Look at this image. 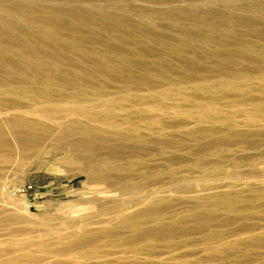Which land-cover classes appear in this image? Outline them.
<instances>
[{"label":"rangeland","instance_id":"obj_1","mask_svg":"<svg viewBox=\"0 0 264 264\" xmlns=\"http://www.w3.org/2000/svg\"><path fill=\"white\" fill-rule=\"evenodd\" d=\"M0 9V264H264V0ZM208 12L253 25L193 17ZM75 13L134 29L86 42L54 25Z\"/></svg>","mask_w":264,"mask_h":264},{"label":"bare ground","instance_id":"obj_2","mask_svg":"<svg viewBox=\"0 0 264 264\" xmlns=\"http://www.w3.org/2000/svg\"><path fill=\"white\" fill-rule=\"evenodd\" d=\"M70 3V2H69ZM117 4V3H116ZM38 6V5H37ZM22 7V9H31L32 10V8H29L28 6H18L17 8H21ZM10 9V8H9ZM54 9V8H53ZM1 10V9H0ZM230 10V9H229ZM9 11H11V10H9ZM8 11V12H9ZM63 11V10H62ZM7 12V14L8 15H10L9 13ZM49 13H48V16H49V18H52V17H50V15L51 14H55L54 13V10H51V9H49V11H48ZM229 12V11H228ZM1 13H6V12H1ZM11 13H12V16L10 15L9 17L11 18V17H15V15H13V13L14 12H12L11 11ZM24 13V12H23ZM6 14V15H7ZM65 14V13H64ZM64 14L62 15V16H59V17H53V19H54V25H57L58 26V28L59 27H62V28H64V30H65V28L66 29H68V28H73L74 30L75 29H85L84 31L85 32H89L90 31V33H87L86 35H84L83 37H82V39L85 41V40H87L86 42H101L102 41V38L100 39V35L101 36H103V31H108V32H112L111 30H109V29H112V30H114V29H121V28H123L124 27V29L123 30H125L127 27L125 26V24H127V25H129V26H131L129 23H127V22H125V18L124 19H118V20H114V19H112L111 21H108V22H106V20H102L101 18L99 19V18H97V17H94V16H92L93 17V19L91 20V21H89L87 18H85L86 16L84 15V14H81V13H75V14H77L78 16H79V18L77 19V21L76 22H70V21H68L67 19H64ZM1 15V14H0ZM2 15H5V14H2ZM21 15H23V14H21ZM29 15V14H28ZM47 15V14H46ZM217 15V16H216ZM26 16V15H25ZM45 16V15H44ZM43 15L41 16L42 18L44 17ZM52 16V15H51ZM56 16V15H55ZM216 16V17H215ZM1 17H3V16H1ZM0 17V18H1ZM5 17V16H4ZM8 17V16H7ZM8 17V18H9ZM27 17V16H26ZM29 17V16H28ZM28 17H27V19H28ZM40 17V18H41ZM160 17V16H159ZM194 18H196L197 20H199V21H202L203 23L205 22V23H207L208 24V26L209 27H207V28H210V26H212L213 28H216V29H218V28H221V27H226V26H238L239 24H245V25H248V26H252L253 25V22L252 21H249V20H247V19H243V18H240V17H236V16H234V13L232 14V15H226V14H221V13H216V14H213L212 12H208V13H201V14H198V15H194L193 16ZM24 18V17H23ZM30 18V17H29ZM40 18L38 19V20H40ZM41 18V19H42ZM121 18H123V17H121ZM239 18V19H238ZM3 19V18H2ZM16 19V18H15ZM44 20H46L45 18H43ZM52 19V20H53ZM130 19V18H129ZM4 20H6L5 22H7L8 20L7 19H4ZM13 20V19H12ZM18 20V19H17ZM24 20V19H23ZM48 20V22H52L53 23V21H49V19H47ZM46 20V21H47ZM128 20V19H127ZM131 20V19H130ZM2 21V20H1ZM14 21V20H13ZM16 21V20H15ZM15 21H14V23H15ZM20 21V20H19ZM19 21H17V22H19ZM29 21H31L30 19H29ZM35 21H37V20H34V23H35ZM21 22V21H20ZM19 22V23H20ZM25 22H28L27 20H25ZM31 22H33V21H31ZM30 22V23H31ZM1 23H3V21L1 22ZM9 23V22H8ZM8 23H7V25H8ZM12 23V22H11ZM13 23V24H14ZM18 23V25H20ZM52 23H50L51 24V26H50V28L53 26V27H55L54 25H52ZM89 23H92V25H93V27L92 26H90L91 24H89ZM202 23V24H203ZM204 23V24H205ZM257 23H258V21H257ZM5 23H3L2 25H4ZM10 24V23H9ZM13 24H11V25H13ZM21 24H22V22H21ZM41 24V23H40ZM47 24V23H46ZM49 24V25H50ZM203 24V25H204ZM206 24V25H207ZM1 25V26H2ZM15 25V24H14ZM13 25V26H14ZM18 25H17V27H18ZM29 26L30 25H32V24H28ZM34 26H35V24H33ZM205 25V26H206ZM12 26V27H13ZM16 26V25H15ZM14 26V27H15ZM21 26H24V27H27L25 24H23V25H20V27ZM14 27H13V31L15 30L14 29ZM31 27V26H30ZM43 27L45 28V27H47L46 25L44 26V24H43ZM92 28V29H94V30H88L87 28ZM126 27V28H125ZM132 28H130V29H134L133 28V26H131ZM7 28V27H6ZM19 28V27H18ZM23 28V27H22ZM28 28V27H27ZM44 28H40V29H44ZM34 29V28H33ZM46 29H49V27L48 28H46ZM55 29H57V27H55ZM59 29H61V28H59ZM97 29V30H96ZM212 29V28H211ZM23 30H24V28H23ZM54 30V29H53ZM52 30V28H51V30L49 29V31H53ZM69 30H71V29H69ZM126 30H128L129 31V28H127ZM139 31H140V28L138 29ZM137 30V31H138ZM142 30V29H141ZM10 31H12L11 29H10ZM48 31V32H49ZM55 31V30H54ZM53 31V32H54ZM58 31V30H57ZM60 31V33H61V31H62V29L61 30H59ZM78 31H80V30H78ZM101 31V32H100ZM127 31V32H128ZM135 31V30H134ZM139 31H138V33H139ZM37 32H39V31H37ZM119 32V31H118ZM118 32H116V33H118ZM126 32V33H127ZM136 32V31H135ZM142 32H143V30H142ZM15 33V32H14ZM52 33V32H51ZM60 33H59V35H60ZM83 33V32H82ZM121 33V32H120ZM120 33H118V34H120ZM141 33V32H140ZM139 33V34H140ZM16 34V33H15ZM19 34V33H18ZM24 34V33H23ZM22 34V35H23ZM83 34H85V33H83ZM123 34V33H122ZM133 34H135V33H133ZM132 33L131 34H129V35H127V36H125V37H123L122 38V40H124L125 42H122V43H126V42H134V43H136L137 45H138V42L139 41H141V39L139 40L137 37H139V36H137L136 34L135 35H133ZM142 35H143V33H141ZM191 34V33H190ZM25 36H27L26 34H24ZM34 38H37L36 36H37V33L35 34L34 33ZM39 35V34H38ZM53 35V34H52ZM56 35V34H55ZM55 35H54V37H55ZM58 35V36H59ZM108 35V34H107ZM109 35H111V36H113V34L111 33V34H109ZM25 36H23V39H24V37ZM41 37H43L44 35L42 34V35H40ZM61 36V35H60ZM63 36V35H62ZM106 36V35H105ZM119 36V35H118ZM137 36V37H136ZM12 37V36H11ZM28 37V36H27ZM26 37V38H27ZM33 37V36H32ZM56 37H57V35H56ZM115 37V36H114ZM143 37V36H142ZM148 37H150V36H148ZM9 38H10V36H9ZM19 38H21V37H19ZM26 38H25V40H26ZM31 38V37H30ZM33 38V39H34ZM38 38H40V37H38ZM52 38H53V36H52ZM51 38V39H52ZM59 38H61V37H57V38H54L55 40H57L58 39V41L60 40ZM63 38V37H62ZM77 38H79L78 36H77ZM106 38V37H105ZM140 38H141V36H140ZM197 38H200L201 39V37H197ZM18 39V38H17ZM50 39V38H49ZM74 39V38H73ZM144 39V38H143ZM21 40V39H20ZM27 40H29V38L27 39ZM26 40V42H28ZM37 40V39H36ZM35 40V41H36ZM62 40V39H61ZM61 40H60V42H61ZM69 40V39H68ZM79 40V39H78ZM77 40V41H78ZM81 40V39H80ZM78 41V42H81V41ZM7 41H9V40H7ZM40 41V40H39ZM49 41V40H48ZM186 41V40H185ZM50 42V41H49ZM48 42V43H49ZM55 42V41H54ZM53 42V43H54ZM107 42V41H106ZM105 42V43H106ZM148 42H149V40H148ZM151 42V41H150ZM184 42V41H183ZM182 41L181 42H179L178 44H182L181 46H183V45H185L184 43H183ZM15 43V42H14ZM17 43V42H16ZM33 43V42H32ZM32 43H30V41H29V43L28 44H30V48H31V44ZM36 43H37V41H36ZM36 43H33V44H36ZM52 42L50 43L51 45L53 44ZM55 43H59V42H55ZM64 42H62V44H63ZM144 43H147V42H144ZM166 43H167V41H166ZM20 44V43H19ZM22 44V43H21ZM68 44V43H67ZM67 44H65V46L67 45ZM85 44V43H84ZM98 44V43H97ZM139 44H142V43H140L139 42ZM168 44V43H167ZM39 45V44H38ZM45 45V44H44ZM55 45H58V44H55ZM69 46L70 45H72L70 42H69V44H68ZM88 45V44H87ZM103 45V44H102ZM134 45V44H133ZM27 46V45H26ZM43 46V45H42ZM65 46H64V48H65ZM73 46V45H72ZM94 46H95V44H94ZM29 47V46H28ZM38 47V46H37ZM51 47V46H50ZM74 47V46H73ZM83 47H85V46H83ZM92 47V46H91ZM40 48H42V47H40ZM39 48V49H40ZM52 48V47H51ZM43 49V48H42ZM58 49V48H57ZM67 49H70V48H67ZM28 50V49H27ZM43 50H45V49H43ZM88 50H90V49H88ZM30 51H31V49H30ZM54 51V50H53ZM32 52V51H31ZM34 52V51H33ZM54 52H57V50L56 51H54ZM116 52V51H115ZM119 52H124V51H119ZM139 52V51H138ZM76 53V52H75ZM34 54H35V52H34ZM43 54V53H42ZM58 54V53H57ZM61 54V53H60ZM79 54V53H78ZM143 54H145V53H143ZM142 54V55H143ZM150 54V53H149ZM81 55V54H80ZM147 55V54H146ZM0 56L2 57V55L0 54ZM116 56V55H115ZM121 56V55H120ZM120 56H118V57H120ZM123 56H125V55H123ZM127 56V58H129L128 57V55H126ZM143 56H145V55H143ZM117 57V56H116ZM3 58V57H2ZM45 58V60L47 59V57H44ZM90 58V60H93V62L95 61L94 59H92V57H89ZM126 58V57H125ZM6 59V58H5ZM4 59V60H5ZM61 59H62V57H61ZM60 59V60H61ZM84 59V58H83ZM89 60L88 58H85V60ZM118 59V58H117ZM121 59V58H120ZM119 59V60H120ZM0 60H2L1 58H0ZM9 61H10V58L8 59ZM67 60V59H66ZM86 60V61H87ZM47 61V60H46ZM63 61V60H62ZM65 61V60H64ZM72 61V60H71ZM84 61V60H83ZM85 61V62H86ZM123 61H127L126 59L125 60H122L121 62L124 64V62ZM2 62H4L5 63V61H3L2 60ZM15 61L13 60V62L12 63H14ZM87 62H90V61H87ZM93 62L91 61V63L93 64ZM97 62V61H96ZM96 62H94V64L96 63ZM120 62V61H119ZM120 62V63H121ZM52 63V62H51ZM63 63V62H62ZM66 63V62H65ZM73 63H74V61H73ZM84 63V62H83ZM90 63V64H91ZM126 63V62H125ZM53 64V63H52ZM108 63H106L105 65H107ZM128 64V63H127ZM139 64V63H138ZM65 64L63 63V66H64ZM81 65H82V63H81ZM84 65V64H83ZM86 65V64H85ZM84 65V66H85ZM54 66V65H53ZM90 66V65H89ZM92 66V65H91ZM108 66V65H107ZM125 66V65H124ZM141 66V65H140ZM46 67H48V65L46 66ZM46 67H44V68H46ZM49 67H51V65H49ZM61 67V66H60ZM87 67V66H86ZM94 67V66H93ZM99 67V66H98ZM97 67V68H98ZM111 67V66H110ZM43 69V67H40V69ZM55 68H57V67H55ZM59 68V67H58ZM62 68V67H61ZM95 68V67H94ZM94 68H92V69H94ZM1 70H2V68H0ZM36 70H38L39 69V66H38V69L37 68H35ZM49 69V68H48ZM64 69V68H63ZM87 69V72H88V67L86 68ZM92 69H90L89 68V70H92ZM105 69V67L103 68L102 67V70H104ZM106 69H107V67H106ZM109 69V68H108ZM119 69V68H118ZM47 70V69H46ZM52 70H55V69H52ZM58 70V69H57ZM56 70V71H57ZM100 67H99V72H100ZM110 71L111 70H114V69H109ZM40 71L41 70H39V73H40ZM55 71V72H56ZM85 71V70H84ZM96 71H98L97 69H96ZM107 71V70H106ZM124 71H126L125 69H124ZM49 72V71H48ZM48 72H46L47 74H48ZM51 72V71H50ZM53 73H55L54 71H52ZM51 72V73H52ZM66 73H67V71H65ZM82 72H83V70H82ZM86 72V71H85ZM84 72V73H85ZM86 72V73H87ZM115 72V71H114ZM117 72V71H116ZM38 73V74H39ZM46 73H44V74H46ZM59 73V72H58ZM71 73V72H70ZM101 73V72H100ZM120 73H122V72H120ZM36 74V73H35ZM47 74H46V76H47ZM71 74H73V73H71ZM93 74V73H92ZM96 74H97V72H96ZM96 74L94 75V76H96ZM103 74V73H102ZM122 74H124V73H122ZM126 74V73H125ZM37 75V74H36ZM41 75H43V73L41 74ZM53 75V74H52ZM52 75H50L51 77H52ZM56 75H57V72H56ZM100 75V74H99ZM128 75H130L129 73H128ZM127 75V76H128ZM45 76V77H46ZM59 76V75H58ZM62 76H64V75H62ZM66 76V75H65ZM116 76V75H115ZM56 77V76H55ZM67 77V76H66ZM69 77H71V75H69ZM69 77H67L68 79H69ZM105 77V76H104ZM124 77H126V76H124ZM63 78H65V77H63ZM98 78V77H97ZM128 78H130V77H128ZM49 79V78H48ZM54 79H56V78H54L53 77V79L52 80H54ZM58 79H60V78H58ZM120 79V78H119ZM52 80H51V82H52ZM61 80V79H60ZM70 80V79H69ZM71 80H73V79H71ZM106 80V79H105ZM43 81H44V79H43ZM46 81H48V80H46ZM50 82V81H49ZM48 82V83H49ZM55 82V81H54ZM44 83H46L45 81H44ZM88 83V82H87ZM115 83V82H114ZM53 87V86H52ZM49 90V89H48ZM52 90V89H51ZM43 95H44V93L43 92H41ZM46 94H48V93H45V96H48V95H46ZM54 95H55V93H53ZM60 95V94H59ZM53 96V95H52ZM51 97V96H50ZM100 125V124H99ZM72 130V129H71ZM83 131H84V129H83ZM24 132V131H23ZM34 132V131H33ZM71 132H73V131H71ZM35 134V133H34ZM42 136V135H41ZM84 136V135H83ZM114 136V135H113ZM19 138H23L24 137V134H22V132H20V134H19V136H18ZM109 137V136H108ZM3 138V137H2ZM32 138H34V137H32ZM38 138V137H37ZM41 138V137H40ZM40 138H38V139H40ZM59 138H61V137H58L57 139H59ZM65 138H66V136H65ZM65 138H64V141H65ZM79 138V137H78ZM85 138V137H84ZM31 139V138H30ZM56 139V140H57ZM29 140V139H28ZM37 140V139H36ZM77 140V139H76ZM80 140H82V139H79V142H81ZM102 140V139H101ZM31 141V140H30ZM57 141H59V140H57ZM85 141V140H84ZM102 141H104V140H102ZM23 142V141H22ZM33 142H35V141H33ZM68 142H70L69 140H68ZM74 142H75V140H74ZM77 143H79L78 141H76ZM82 142H83V140H82ZM86 142V141H85ZM88 142H89V140H88ZM37 143V142H36ZM91 143V142H90ZM92 143H94L93 142V140H92ZM32 144V143H31ZM79 144H82V143H79ZM86 144V143H85ZM63 145V144H62ZM65 146V145H64ZM77 146V145H76ZM87 145H85V147H86ZM90 146H92V145H90ZM62 147V146H61ZM88 147H89V145H88ZM62 149H63V147H62ZM65 149V148H64ZM89 149H91L90 147H89ZM88 149V150H89ZM96 149V148H95ZM95 149H91V150H95ZM78 150V149H77ZM86 151V150H85ZM90 152V151H89ZM94 153V152H93ZM95 154V153H94ZM89 155V154H88ZM88 155H86V156H88ZM80 156V155H79ZM93 156L91 155V157L90 158H92ZM79 158V157H78ZM93 162V161H92Z\"/></svg>","mask_w":264,"mask_h":264}]
</instances>
